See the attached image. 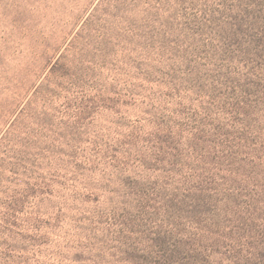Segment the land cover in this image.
Returning a JSON list of instances; mask_svg holds the SVG:
<instances>
[{"label":"rangeland","instance_id":"374dc122","mask_svg":"<svg viewBox=\"0 0 264 264\" xmlns=\"http://www.w3.org/2000/svg\"><path fill=\"white\" fill-rule=\"evenodd\" d=\"M0 264H264V0H0Z\"/></svg>","mask_w":264,"mask_h":264}]
</instances>
